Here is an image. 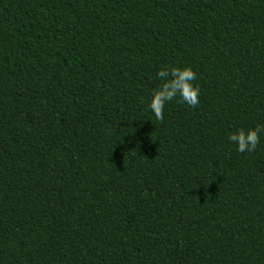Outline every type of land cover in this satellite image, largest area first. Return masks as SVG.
Segmentation results:
<instances>
[{"label": "trees", "instance_id": "1", "mask_svg": "<svg viewBox=\"0 0 264 264\" xmlns=\"http://www.w3.org/2000/svg\"><path fill=\"white\" fill-rule=\"evenodd\" d=\"M258 124L264 0H0V264H264Z\"/></svg>", "mask_w": 264, "mask_h": 264}, {"label": "clouds", "instance_id": "2", "mask_svg": "<svg viewBox=\"0 0 264 264\" xmlns=\"http://www.w3.org/2000/svg\"><path fill=\"white\" fill-rule=\"evenodd\" d=\"M156 78L160 83L152 90L147 109L156 121L163 119L166 105L174 99H179L188 107L199 104L200 88L194 83L196 73L190 67H175L165 65L156 71ZM264 135V126L256 125L247 129L238 128L227 140L235 145L237 153H252L260 143V136Z\"/></svg>", "mask_w": 264, "mask_h": 264}]
</instances>
